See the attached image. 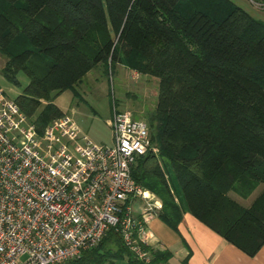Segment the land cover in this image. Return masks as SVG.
Segmentation results:
<instances>
[{"label":"trees","instance_id":"obj_1","mask_svg":"<svg viewBox=\"0 0 264 264\" xmlns=\"http://www.w3.org/2000/svg\"><path fill=\"white\" fill-rule=\"evenodd\" d=\"M0 57L6 83L26 77L13 101L37 130L63 115L51 99L97 67L155 79L146 124L157 155L137 158L130 174L159 200L156 218L176 232L187 213L249 258L263 246V22L230 0H0ZM257 189L247 206L229 196ZM142 249L147 263L109 229L58 264L168 263V251Z\"/></svg>","mask_w":264,"mask_h":264},{"label":"built area","instance_id":"obj_2","mask_svg":"<svg viewBox=\"0 0 264 264\" xmlns=\"http://www.w3.org/2000/svg\"><path fill=\"white\" fill-rule=\"evenodd\" d=\"M110 144L97 145L71 113L41 130L0 91V264H58L96 247L113 229L139 261L147 223L161 209L131 178L157 155L147 124L112 106Z\"/></svg>","mask_w":264,"mask_h":264},{"label":"rangeland","instance_id":"obj_3","mask_svg":"<svg viewBox=\"0 0 264 264\" xmlns=\"http://www.w3.org/2000/svg\"><path fill=\"white\" fill-rule=\"evenodd\" d=\"M230 1L251 17L264 23V5L258 1ZM3 63L4 59L0 57V69ZM16 79L18 86H11L0 76V91L5 98L13 100L26 86L27 79L23 74L18 73ZM156 88L155 79L129 71L121 65H115L112 75L107 78L102 74L101 68L97 67L89 71L72 91H64L53 97L51 104L63 113H71L77 126L91 142L108 146L110 132L107 122L112 106L116 111H126L133 119L147 123L148 116L154 108ZM165 170L171 176L169 170L167 168ZM257 192L258 189L247 200L239 199L232 194L229 196L241 206H247ZM115 264H125V262L119 261Z\"/></svg>","mask_w":264,"mask_h":264},{"label":"crops","instance_id":"obj_4","mask_svg":"<svg viewBox=\"0 0 264 264\" xmlns=\"http://www.w3.org/2000/svg\"><path fill=\"white\" fill-rule=\"evenodd\" d=\"M146 231L149 247L170 253L167 264H264V244L249 258L187 213L181 214L176 232L157 218L148 221Z\"/></svg>","mask_w":264,"mask_h":264}]
</instances>
